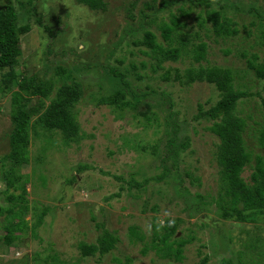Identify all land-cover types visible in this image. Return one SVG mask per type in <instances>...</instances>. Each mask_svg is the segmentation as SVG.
Instances as JSON below:
<instances>
[{"label": "rangeland", "instance_id": "rangeland-1", "mask_svg": "<svg viewBox=\"0 0 264 264\" xmlns=\"http://www.w3.org/2000/svg\"><path fill=\"white\" fill-rule=\"evenodd\" d=\"M15 1L0 0V7ZM192 1L104 0L105 9H92L77 0H36V9L30 14L19 9L22 22L30 21L32 29L22 37L15 72L20 78L35 74L51 78L55 82L52 97L64 82L80 83L83 93L73 106L80 137L66 144L61 130L35 123L40 114L31 119L28 160L21 165L23 177L17 183L26 185L29 207L24 219L28 224L17 231L19 240L7 243L6 212L0 213V264H126L128 258L132 264H224L233 254L243 264H264V222L224 220L208 210L190 216L185 210L196 194H202L212 206L218 196L219 137L210 129L212 121L195 116L200 103L208 109L220 93L206 81L174 80L175 71L171 80L163 79L169 68H178L184 75L189 68L201 65L229 67L236 75V86L264 94V80L247 65L253 53L264 59V0H241L255 4L261 14L229 8L238 27V33L230 36L215 35L211 23L201 26L199 15L206 6ZM213 1L218 9L226 2ZM174 17L179 18L180 26L169 39L162 27ZM147 31L166 48L181 46L184 35L192 36L194 44L206 42V57L197 61L193 52L183 50L177 59H164L144 41ZM108 66L129 71L136 87L156 91L146 100L154 102L157 121L149 123L139 113L145 110L144 105L140 109L127 107L121 113L115 105L101 102L115 83ZM61 68L66 70L64 75ZM8 71L0 69V206L5 207L14 204L8 199L9 192H22L20 187L8 188L6 180L13 163L5 158L10 151L12 95L18 90ZM50 100H45L41 113ZM237 112L248 122L245 137L253 160L242 175L250 180L257 155L264 157L257 144V130L264 124L260 97L245 98ZM49 137L55 144L49 145ZM188 140L179 162H173L178 145ZM166 163L170 171L164 180L154 179L143 188L128 191L127 181L132 176L140 182L157 177ZM166 220L177 224L178 236H196L185 246L182 261L163 258L152 247L144 252L153 244L155 226ZM99 223L116 231L121 240L103 256L84 255L80 244L97 243ZM33 224H38L36 234ZM133 226L144 235L143 240L131 235ZM157 227L159 233L164 232L163 227ZM206 256L210 258L204 263ZM239 261L234 258L235 264Z\"/></svg>", "mask_w": 264, "mask_h": 264}, {"label": "trees", "instance_id": "trees-1", "mask_svg": "<svg viewBox=\"0 0 264 264\" xmlns=\"http://www.w3.org/2000/svg\"><path fill=\"white\" fill-rule=\"evenodd\" d=\"M80 3L87 4L92 9H105L106 3L104 0H77ZM186 0H165V4L179 3ZM192 0H187V2ZM206 6L204 13L199 15V24L208 27L206 24L211 23V28L215 35L230 36L238 33L237 23L229 15L230 9L234 8L242 12H254L261 14L255 4H247L238 0L236 2L221 3L220 9L216 8L213 0H198ZM18 4V5H17ZM246 5H248L246 7ZM183 8V5L181 6ZM23 13H31L36 9V0H16L14 3L0 7V69H9L7 76L14 77V81L18 86V90L13 92V112L11 115L12 129L9 133L10 151L5 158L12 160V166L6 172V180L8 188H22L20 194L14 192L8 193V199L14 202L12 206H0V213L6 212V228L7 234L4 240L7 243L19 240L21 237L17 231L24 230L28 222L24 219V213L28 209L26 195V185L17 183L22 181L23 174L20 172L21 165L28 160V146L30 139V122L31 119L40 114L35 123H40L45 129H58L63 132L64 142L70 143L80 137L79 124L76 115L73 112V106L77 103L83 93L80 83L74 82L69 84L64 82L60 85L55 95V82L51 78L44 77L39 74L32 76H22L15 72V67L19 63V57L22 54V37L32 29L30 21L22 22L20 10ZM185 9V8H183ZM188 10H191V8ZM22 11V10H21ZM174 15V14H173ZM37 22L45 29L50 30V26H45L41 23V19L37 18ZM179 18L174 17L172 22L164 23L163 30L166 38H171L173 32L179 28ZM132 31V29H131ZM192 36L184 35L180 37L181 46L164 47L156 41L155 34L151 31L145 33V42L155 51L160 53L164 59L179 57V54L185 51L194 53L195 59L201 61L206 57L207 44L206 42L192 43ZM141 41L139 43H143ZM191 45V46H190ZM230 50H227V53ZM246 56V53L243 54ZM161 65V63H159ZM247 65L254 70L256 77L264 80V59L260 60L257 53H253L247 59ZM111 72V77L115 81L113 90L108 96L101 98L102 103L115 105L121 113L125 108L132 107L140 109L141 105L145 106V110H140V114L146 117L149 123L157 121V113L152 111L153 101H147L146 98L156 94V91H144L132 84L130 72L127 70H119L118 67L108 66ZM61 74L64 75L65 69L61 68ZM175 71L174 80L181 81L185 78L187 83L193 81H206L216 86L220 93V97L208 109L200 103L199 110L195 119H207L212 121L210 129L219 137L217 146V160L220 166V189L214 206L206 201L202 194H196L195 199L187 203L186 211L190 216L195 215L204 210L214 211L220 218L224 220H234L245 223L264 222V157L258 154L256 157L255 168L251 174L250 180L244 178L242 173L245 167L252 162L253 153L247 148L245 132L248 126L247 118L238 114L237 109L241 101L245 98L257 94L261 99V104L264 109V94L261 92H252L242 89L235 85L236 75L233 69L222 66H200L198 69L189 68L182 75L178 68H169L163 76L165 81L172 79L171 73ZM148 88V87H147ZM169 100L170 95L163 92ZM51 99L50 103L41 113L45 105L46 99ZM34 99L37 102H34ZM157 104V103H156ZM173 104V103H171ZM172 115V113H170ZM179 130V129H178ZM49 145L55 144L53 140L48 138ZM173 140H169L168 144L172 145ZM179 141V139H178ZM189 140L186 143H180L177 150L173 153L174 161L178 159L184 149L189 146ZM257 144L259 148L264 150V124L257 130ZM170 156V155H169ZM169 165L165 164V170L157 177H145L143 181H139L132 176L127 181V189L131 191L134 188L140 189L148 184L151 180L162 181L169 174ZM120 178V177H119ZM214 207V208H212ZM48 211L44 209L43 213ZM42 215L39 218L40 222ZM38 224H33L32 229L36 234L35 228ZM164 228V232L159 233L158 227ZM155 226V238L152 247L156 253L163 258H170L176 261L184 259L185 246L195 240L193 234L184 236L177 235L178 226L174 222L168 220L163 225ZM100 233L98 234L97 243H81L80 248L84 255L99 253L101 256L114 250L120 242V237L116 231H112L105 226L104 223H99ZM131 235L140 240L144 239V235L140 234L137 226L131 228ZM226 237V236H225ZM228 242L231 236L227 235ZM238 258L239 264H243L239 256L226 257L224 264H235L234 258ZM209 256L203 259L207 263ZM38 259V258H36ZM132 259L128 258L126 264H132Z\"/></svg>", "mask_w": 264, "mask_h": 264}]
</instances>
